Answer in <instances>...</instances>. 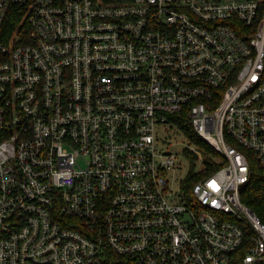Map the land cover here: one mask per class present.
I'll return each instance as SVG.
<instances>
[{"label": "built area", "instance_id": "obj_1", "mask_svg": "<svg viewBox=\"0 0 264 264\" xmlns=\"http://www.w3.org/2000/svg\"><path fill=\"white\" fill-rule=\"evenodd\" d=\"M256 164L264 0H0V264H264Z\"/></svg>", "mask_w": 264, "mask_h": 264}, {"label": "trees", "instance_id": "obj_2", "mask_svg": "<svg viewBox=\"0 0 264 264\" xmlns=\"http://www.w3.org/2000/svg\"><path fill=\"white\" fill-rule=\"evenodd\" d=\"M187 122V120H185ZM185 133L193 140V142L199 146L203 147L199 138L194 135L193 130L188 128ZM253 173L250 181L244 186L241 191L242 201L247 205L264 223V169L255 165L253 167ZM199 179V176L195 177L194 180Z\"/></svg>", "mask_w": 264, "mask_h": 264}, {"label": "rangeland", "instance_id": "obj_3", "mask_svg": "<svg viewBox=\"0 0 264 264\" xmlns=\"http://www.w3.org/2000/svg\"><path fill=\"white\" fill-rule=\"evenodd\" d=\"M172 150H173L174 152H181V151H182V148L179 147V146H175V147L172 148Z\"/></svg>", "mask_w": 264, "mask_h": 264}]
</instances>
